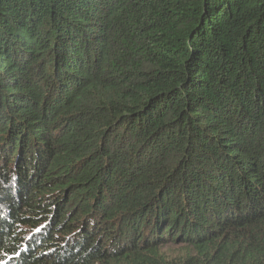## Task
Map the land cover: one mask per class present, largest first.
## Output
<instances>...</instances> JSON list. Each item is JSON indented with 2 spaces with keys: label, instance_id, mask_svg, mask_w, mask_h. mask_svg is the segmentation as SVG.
I'll list each match as a JSON object with an SVG mask.
<instances>
[{
  "label": "trees",
  "instance_id": "obj_1",
  "mask_svg": "<svg viewBox=\"0 0 264 264\" xmlns=\"http://www.w3.org/2000/svg\"><path fill=\"white\" fill-rule=\"evenodd\" d=\"M1 264H264V0H0Z\"/></svg>",
  "mask_w": 264,
  "mask_h": 264
},
{
  "label": "rangeland",
  "instance_id": "obj_2",
  "mask_svg": "<svg viewBox=\"0 0 264 264\" xmlns=\"http://www.w3.org/2000/svg\"><path fill=\"white\" fill-rule=\"evenodd\" d=\"M2 258H6V256L4 254L3 255H0V264H1Z\"/></svg>",
  "mask_w": 264,
  "mask_h": 264
}]
</instances>
